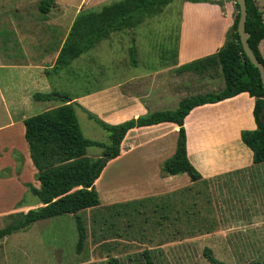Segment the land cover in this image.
Instances as JSON below:
<instances>
[{
    "label": "rangeland",
    "instance_id": "374dc122",
    "mask_svg": "<svg viewBox=\"0 0 264 264\" xmlns=\"http://www.w3.org/2000/svg\"><path fill=\"white\" fill-rule=\"evenodd\" d=\"M41 1L43 0H0V50L5 47H14L16 39L13 32L15 29L23 34L22 45L38 48L39 51L57 50L62 40L59 36L63 34V30L73 24L79 13L96 12L103 6L121 0H54L47 14L39 10ZM193 4L198 3L173 0L170 4L142 17L133 30L111 32L88 52L83 53L67 70H62L63 72L60 73L49 70L46 78L48 83L55 85L53 90L62 95L78 97L99 89L112 88L118 82L125 85L129 71L140 73L144 68L158 70L163 65L167 66L177 47L183 9ZM188 17L192 18L193 15L189 13ZM54 25H57L55 27H58V30L53 29ZM195 27L197 31L206 30L208 24L205 18L199 17V21L196 19L189 21L187 29L193 30ZM133 45L136 47L135 53L130 50ZM173 74L175 73L169 71L166 74L157 75L155 78L157 86L161 81H166L171 87L174 84L170 80ZM11 75L15 77V72ZM124 88H127L126 85ZM189 89L183 90L186 96L192 94ZM37 90L36 92L46 93L41 88ZM174 101L169 100L168 106L160 110H175L177 103L173 105ZM54 103L61 104L58 101L32 100L23 103L22 110L18 113L31 117L53 108ZM1 113L2 110H0V124L8 120ZM75 114L86 139L104 144L109 143L107 133L94 121L88 119L85 113L75 109ZM4 134L0 135V178L7 179V181L0 182V213L11 208L10 199L17 197V201L14 210L7 212L8 221L0 219V229L10 225L16 220L18 214L25 213V210H29L38 203V199L31 194L25 184L29 182L39 187L36 177L27 169L26 151L24 147H20L19 142L21 135L13 134L12 130ZM8 139H11L12 146H19V148H11V145L9 146L5 141ZM168 140L167 143H170L171 139L168 138ZM193 150L190 148V153L192 151L191 157L195 158ZM141 153L143 150H139L136 155ZM100 155L101 150L96 147H90L86 151V156L89 158H97ZM262 176H264V164L260 168L253 167L248 177L251 181L248 183L242 180L243 177L241 179L227 177L211 183L198 184L200 186L197 185L194 189L202 191L212 189L220 193L217 198L202 199L205 204L201 209V214L214 218L217 213H226L224 211L227 208H233L238 216L246 217V213H242L241 206L248 203L245 198L247 194L250 195L251 203L257 204L259 192L250 188L253 189L259 180L264 185ZM96 183L95 189L99 190L102 198L101 205L106 207L112 203L109 201L110 198L107 199V196L112 195L113 189L111 164L106 166L102 177ZM164 205L161 203L158 210L153 209L156 205L151 206L147 200L126 206H116V208H92L90 212H80L78 215L84 227L87 226V228L86 239L79 251L77 250L76 222L71 215L38 221L26 231L9 236L7 242L0 240V264H32L26 262L27 260L20 253L21 243L29 253L40 257L48 255L50 257L52 254L61 256L62 261L57 262L64 264H108V259L114 255L118 256L119 264H148V260L151 264H213L205 258L203 254L205 249L211 252L213 250V257L224 264L264 263V230L262 232L246 231L241 235L242 240L246 239V243L244 242L246 246H234L232 252H229L230 248L224 246L222 239L226 233L225 230L197 231L192 230L191 225L186 223L183 224L181 230L175 229L170 221L175 218L176 214L172 207L171 209L165 208ZM17 206L18 210L15 209ZM162 206L164 209H161ZM187 214L192 213L185 210L180 213L183 216ZM97 222L104 224L102 231L97 230ZM211 225L215 226L216 223L206 224L207 227ZM196 232L201 234L207 232L214 237V240H211L213 238H202L195 241L190 238V235ZM232 233H238V231ZM261 233L263 235H260ZM106 235L114 240L103 245L96 243L99 237ZM177 235L183 237L182 244L173 242ZM239 236V233L234 235L233 241H239ZM252 238L258 240L255 241ZM242 249H247V255L239 252Z\"/></svg>",
    "mask_w": 264,
    "mask_h": 264
},
{
    "label": "crops",
    "instance_id": "0c3cea01",
    "mask_svg": "<svg viewBox=\"0 0 264 264\" xmlns=\"http://www.w3.org/2000/svg\"><path fill=\"white\" fill-rule=\"evenodd\" d=\"M254 1L262 11L264 19V0ZM189 13L193 15L192 18L188 17ZM194 13H196L197 17ZM236 13L232 0H208L207 2H200L184 8L177 47L167 66L164 67L163 65L158 70L144 68L140 73L129 71L128 81L125 84L127 88L123 89L125 85L118 82L112 88L99 89L83 96H67L66 101L75 103L77 106L74 109H79L85 114L86 112L91 113L106 124L117 125L149 113L161 111L162 107L168 106L169 100L174 101L175 99L173 105L177 103L178 106L184 96L188 97L183 93L184 89L190 88L189 91L192 92L190 96L223 90L226 85L218 60V51L228 42V33ZM199 17L205 18L208 28L204 31H197L196 27L193 30L187 29L189 21L195 19L199 21ZM71 25L68 29L63 30V34L59 36L62 40L57 50L51 52L39 51L38 48L22 45L23 34L18 29L13 32L16 39L14 47H5L0 50V110H2L1 115L8 119L0 124V135H5L4 132L11 130L13 134L21 135V139H19L20 147L25 148L27 169L34 176L37 171L31 162L29 149L24 140L23 120L28 117L18 112L22 110L23 103L31 102L32 100L37 101L34 99V95L43 94L36 92L38 91L37 89H43L46 92L44 94L59 93L53 90L55 85L49 84L46 78L49 70H53L52 68ZM55 26L57 25H54L53 29L58 30V27L56 28ZM134 45L130 49L132 53L136 52ZM258 48L264 59V39L260 41ZM77 59L62 70H67L73 66L72 64ZM10 70L12 72H9ZM62 70L58 72H63ZM169 71L175 73L170 79L174 84L169 87L166 81H161L157 86L156 76L166 74ZM14 72L15 77L11 75ZM156 87L157 89L155 90ZM58 102L61 104L57 105L54 103L53 105L55 106L53 108L64 104L61 100ZM253 108L254 99L249 97L247 93H241L216 104L196 107L186 116L183 127L186 133L187 157L201 175V179L196 182H191L185 173L174 176H165L161 173L162 163L173 156L175 152L179 130L177 125L161 123L129 130L120 144V155L115 159L109 160L106 164V166L112 165L113 189L112 195L110 197L107 196V199L110 198L109 201L112 203L103 207L101 205L100 192L96 189L100 205L95 209L116 208V206H126L148 200L151 206L156 205L153 209L156 208L158 210L160 204L164 205V202H166L165 208L171 209L172 207L176 214L175 218L170 221V224L175 229L181 230L185 223L190 224L191 229L197 231L223 229L226 233L222 239L224 240V246L230 248L229 252H232L234 246L245 247L246 239L243 238L242 240V234H245L248 230L256 232L264 230V185L261 180L257 181L253 189L250 188L259 192L257 204H252V201L249 200L250 195L247 194L245 198H247L248 203H244L241 206L242 213H246V217L238 216L233 208H227L224 211L226 213H217L214 218L202 215L201 209L205 204L202 199L208 197L217 198L220 193L212 189L202 191L194 188L198 184L211 183L227 177L229 179L235 177L241 179L243 177L242 180L248 183L251 181L248 177L253 167L258 166L260 168L263 166L264 162L253 164L252 152L240 140L241 131L256 129ZM168 138L171 139L170 143H167L169 141ZM5 141L9 146L11 145V148H19V146H12V143H10L12 142L11 139ZM190 148L194 149L195 158L191 157L192 151L190 153ZM139 150H143V153L136 155ZM156 151H158V154H156ZM106 166L101 173L104 172ZM101 177L102 174H100ZM263 179L264 176H262ZM6 181L7 179L0 178V182L5 183ZM127 181L128 183H126ZM97 183L94 185L95 188ZM26 184L30 183L27 182ZM35 188L39 187L36 186ZM16 198L10 199L9 206L11 208L0 213L2 221H8L9 215H7V212L14 210ZM41 206L38 201L29 210ZM15 209L18 210V206ZM161 209H164V207L162 206ZM29 210H25V213ZM90 210L93 209H86L80 212H90ZM183 210L191 211L192 214L180 215ZM213 222L216 223L215 226H206V224H212ZM103 225L102 222H97V230L102 231ZM29 227L13 234L26 231ZM234 231H238L240 234V239L237 242L233 241L234 235L238 234L232 233ZM260 235L263 234L261 233ZM8 237L0 238V240L7 242ZM182 238L177 235L173 242L182 244ZM190 238L195 241L202 238H213L211 240H214V237L207 232L202 234L196 232L191 234ZM219 239L221 240V238ZM112 240L114 239H110L106 235L99 237L96 243L103 245ZM253 240L257 241L258 239L254 238ZM21 247L20 253L27 260L26 262L32 264H64L63 262H57L62 261L61 256L52 254L50 257L49 255L40 257L29 253L28 250L23 248V243H21ZM239 252L247 255V249H242ZM111 259L119 260L116 255L109 258L108 262ZM229 261H231L230 258Z\"/></svg>",
    "mask_w": 264,
    "mask_h": 264
},
{
    "label": "trees",
    "instance_id": "16d2710c",
    "mask_svg": "<svg viewBox=\"0 0 264 264\" xmlns=\"http://www.w3.org/2000/svg\"><path fill=\"white\" fill-rule=\"evenodd\" d=\"M173 0H121L103 6L96 12L79 13L60 49L53 70L59 71L70 66L72 61L88 52L100 40L111 32L131 30L145 15L159 10ZM190 3L208 0H184ZM234 2V0H232ZM247 19L245 30L249 34V48L257 60L264 66V59L258 45L264 39L263 13L254 0H245ZM54 0L40 2L39 10L47 14ZM236 16L228 33V42L218 51V60L225 80V88L219 92L188 96L182 99L177 108L171 111H158L131 119L117 125L102 122L95 115L86 112L107 133L109 143L104 144L86 139L80 129L74 107L68 103L67 96L59 93L36 94L37 101H59L64 104L28 117L23 120L24 140L29 149L31 162L36 169V180L39 188L31 184L25 186L36 197L41 207L31 209L16 216L10 225L0 229V238L8 237L14 232L25 229L31 224L63 215L75 219L78 232L77 250L86 239V232L80 211L96 208L100 205L95 183L100 178L109 160L120 155V144L126 133L133 128L172 123L179 127L176 149L172 157L161 165L165 176L187 174L191 182L201 179V175L187 157L186 133L183 122L186 116L196 107L216 104L247 93L254 99L253 118L256 129L240 132V140L251 152L253 164L264 162V124L259 120V113L264 106V89L260 74L246 57L237 33L239 7L234 2ZM70 101V100H69ZM90 147L101 150L97 158H89L86 151ZM102 159L105 162L102 163ZM205 258L213 264H224L216 260L209 249L203 251ZM109 264H119L111 259ZM148 264H151L148 260ZM259 264V263H254ZM264 264V263H263Z\"/></svg>",
    "mask_w": 264,
    "mask_h": 264
},
{
    "label": "water",
    "instance_id": "95a60500",
    "mask_svg": "<svg viewBox=\"0 0 264 264\" xmlns=\"http://www.w3.org/2000/svg\"><path fill=\"white\" fill-rule=\"evenodd\" d=\"M234 2L238 5L239 7V19L237 22V33L240 39V43L242 46V49L246 55V57L249 59L251 64L258 69L259 74H260V79L263 85L264 89V66L257 60V58L254 56L253 52L249 48L248 45V38L249 34L245 30V24H246V19H247V10H246V1L245 0H234ZM259 120L262 124H264V106L262 110L259 113ZM102 163L105 162V159H102Z\"/></svg>",
    "mask_w": 264,
    "mask_h": 264
}]
</instances>
